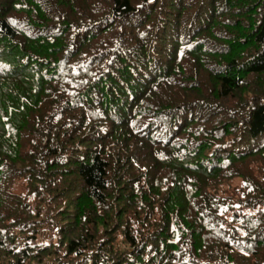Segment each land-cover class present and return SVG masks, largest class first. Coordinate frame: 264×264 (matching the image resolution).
<instances>
[{
  "label": "trees",
  "instance_id": "1",
  "mask_svg": "<svg viewBox=\"0 0 264 264\" xmlns=\"http://www.w3.org/2000/svg\"><path fill=\"white\" fill-rule=\"evenodd\" d=\"M264 264V0H0V264Z\"/></svg>",
  "mask_w": 264,
  "mask_h": 264
},
{
  "label": "rangeland",
  "instance_id": "2",
  "mask_svg": "<svg viewBox=\"0 0 264 264\" xmlns=\"http://www.w3.org/2000/svg\"><path fill=\"white\" fill-rule=\"evenodd\" d=\"M46 264H53L52 261H48Z\"/></svg>",
  "mask_w": 264,
  "mask_h": 264
}]
</instances>
